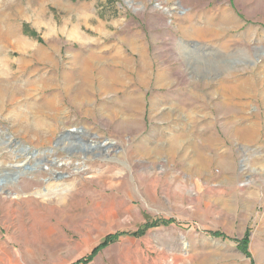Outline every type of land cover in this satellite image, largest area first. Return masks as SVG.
I'll return each instance as SVG.
<instances>
[{
  "label": "rangeland",
  "instance_id": "rangeland-1",
  "mask_svg": "<svg viewBox=\"0 0 264 264\" xmlns=\"http://www.w3.org/2000/svg\"><path fill=\"white\" fill-rule=\"evenodd\" d=\"M0 264H264V0H0Z\"/></svg>",
  "mask_w": 264,
  "mask_h": 264
},
{
  "label": "bare ground",
  "instance_id": "bare-ground-1",
  "mask_svg": "<svg viewBox=\"0 0 264 264\" xmlns=\"http://www.w3.org/2000/svg\"><path fill=\"white\" fill-rule=\"evenodd\" d=\"M133 42V41H132ZM131 42V44H133ZM133 45H135V44H133ZM137 48H138V46H137ZM133 49H136V46L134 47V48H132V50ZM140 50V49H139ZM143 51V50H142ZM141 51V52H142ZM38 52V51H37ZM40 52H38V54H39ZM117 58L118 59H120V60H124L125 61V64H126V62H128V57L127 56H125L124 55V53H122L120 50H118L117 51ZM141 54V55H140ZM139 55H140V57H142V64H140V66L142 67L141 68V70L140 71H138L139 72V74H138V76H140L139 78H143V75L144 74H146V69H147V65H148V63L146 62V57H145V55L143 54V53H140L139 52ZM83 56V55H82ZM45 57V56H44ZM45 58H49L47 55H46V57ZM51 58V57H50ZM102 58H103V56L101 55V54H97V53H95V52H92L91 53V55L90 56H87V57H81V59H80V65H81V67H80V70H79V73H80V77H83V78H86V79H88V77L90 76V74H91V72L93 73V70H95V68H94V61H98V62H100L101 60H102ZM116 58V59H117ZM44 59V58H43ZM130 64V63H129ZM118 65V64H117ZM124 65V64H123ZM101 66V65H100ZM124 70L125 69H129V66H127V65H125L124 67ZM120 70H121V67L119 68ZM119 69L118 70H116L115 72H114V81H116L117 83V85L118 84H121L122 83V78H120L119 77ZM100 74V75H99ZM99 76H100V85L101 86H103L104 88L102 89V90H100L99 88H100V86H98L99 88V90L101 91V92H104V91H107V89L109 88V87H107V78H108V74H109V72H108V70L105 68V67H101V69L99 70ZM146 76V75H145ZM148 77V76H147ZM146 77V78H147ZM145 78V77H144ZM139 80V79H138ZM142 80V79H141ZM144 80V79H143ZM142 80V81H143ZM158 80H160V78L158 79ZM99 82V81H98ZM124 83V82H123ZM141 83V82H140ZM86 83H83V85H85ZM94 84V83H93ZM126 84V83H125ZM87 85V84H86ZM95 86V85H94ZM121 86L123 87L124 85L123 84H121ZM110 90V89H109ZM96 93V92H95ZM99 93V92H98ZM83 94L84 93H81V99H80V101L81 102H83V101H86V97L85 96H83ZM83 100V101H82ZM205 145V144H204Z\"/></svg>",
  "mask_w": 264,
  "mask_h": 264
},
{
  "label": "trees",
  "instance_id": "trees-1",
  "mask_svg": "<svg viewBox=\"0 0 264 264\" xmlns=\"http://www.w3.org/2000/svg\"><path fill=\"white\" fill-rule=\"evenodd\" d=\"M172 221H167V220H162V219H154V220H151L149 224L147 225H144L140 230L139 232L144 234L146 232V230H148L150 227H153V226H164V225H168L170 224ZM134 234H138V233H127V232H121L117 235H114L113 237L110 236L108 237L107 239H105L102 243V245H106V243L112 239H116V238H119L121 236H126V235H134ZM219 235V234H217ZM247 243H248V237L245 238L244 240V247L246 248L247 246ZM247 250V248H246ZM97 251H93L92 252V255H90L89 257V260L92 259V257L94 256V254L96 253Z\"/></svg>",
  "mask_w": 264,
  "mask_h": 264
}]
</instances>
